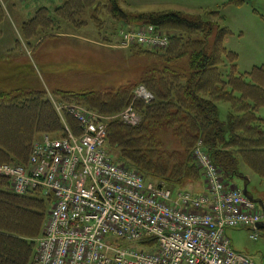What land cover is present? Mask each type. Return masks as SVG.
I'll return each instance as SVG.
<instances>
[{
  "label": "trees",
  "instance_id": "16d2710c",
  "mask_svg": "<svg viewBox=\"0 0 264 264\" xmlns=\"http://www.w3.org/2000/svg\"><path fill=\"white\" fill-rule=\"evenodd\" d=\"M119 1L108 0L106 6L113 17L125 19L128 15ZM87 9L92 11L91 19L97 21L95 0H66L65 20L78 21L75 17L79 11L83 13ZM3 10L0 3V14ZM209 13L216 19L176 10L145 13L139 17L140 22L154 25L158 31L164 28L176 31L168 36L171 44L167 54L176 59L186 58L187 62L185 73L177 74L176 67L173 72L167 71L168 75L172 73L173 80L169 83L164 78L163 89L155 84L157 89L140 84L154 95L151 102L135 99V92L131 94L126 88L105 93L96 90L55 93L57 97L81 102L105 114L119 115L133 104L143 117L142 122L134 125L117 119L109 123L107 148L111 154L113 149L119 150L122 160L115 159L141 173L146 180L174 190L182 189L188 179L206 182L194 156L199 140L203 141L227 183L243 174L242 164L264 179V118L258 114L264 107V73L250 72V78L247 73L237 72L238 54L225 48L230 30L221 27L218 10ZM43 25L33 20L24 25L25 39L31 40L25 33L30 27L38 33L37 27L47 26ZM214 32L215 42L210 44ZM198 33L202 38L197 37ZM227 62L230 69L225 70L222 67L227 68ZM31 89L22 86L6 90L0 86V164L27 165L39 136L44 133L57 136L64 130L62 119L46 91ZM219 101L231 103L227 121L220 118ZM161 119L179 122L176 130L183 139L188 159L175 163L172 155L163 151L155 131ZM67 120L78 129L73 116L68 115ZM50 208L51 199L40 192L17 194L12 190L10 177L0 174V264L32 263L36 238L43 232Z\"/></svg>",
  "mask_w": 264,
  "mask_h": 264
},
{
  "label": "built area",
  "instance_id": "2783aa9c",
  "mask_svg": "<svg viewBox=\"0 0 264 264\" xmlns=\"http://www.w3.org/2000/svg\"><path fill=\"white\" fill-rule=\"evenodd\" d=\"M125 39L151 48L169 44L154 25L127 32ZM49 98L64 130L58 136L42 134L27 165L0 164L15 193L40 192L51 199L31 264H257L234 248L227 231L261 229L264 212L241 187L224 180L202 140L194 155L207 191L174 190L146 180L111 155L103 118ZM135 99L149 103L154 95L140 85ZM119 116L133 123L137 111L131 104ZM251 237L257 239L258 233Z\"/></svg>",
  "mask_w": 264,
  "mask_h": 264
},
{
  "label": "rangeland",
  "instance_id": "374dc122",
  "mask_svg": "<svg viewBox=\"0 0 264 264\" xmlns=\"http://www.w3.org/2000/svg\"><path fill=\"white\" fill-rule=\"evenodd\" d=\"M238 1L242 0H120V7L128 17L119 19L108 11V0H95L99 13L97 21L91 19L92 11L87 9L83 13L79 11L75 17L79 22H72L65 20V0H4V10L0 14V69L4 67L0 70V86L6 90L28 86L32 87L31 91H46L47 97L52 95L65 105L73 104L92 111L108 124L121 119L117 113H101L81 102L57 97L55 93L62 90L105 93L126 88L132 94L140 84L152 85L155 89L158 85L163 89L164 78L169 83L173 80L172 73L168 75L167 71L173 72L175 67L177 74L185 73L186 58L176 59L167 54L171 42L161 49L127 43L125 39V33L145 30L150 25L138 20L141 15L169 10L200 14L213 20L216 17L209 12L218 10L221 27L230 30L225 48L238 54L237 72L247 73L250 78L253 71L254 75H260L264 73V0ZM32 20L47 26L37 27L38 33L33 26L25 31L31 39L29 43L23 27ZM163 31L157 30L167 37L176 33L167 28ZM215 35L216 32L210 38V44L215 42ZM202 36L201 33L197 35ZM227 65L222 68L230 69L228 62ZM224 76L226 78V74ZM218 105L221 120L227 121L231 103L219 101ZM259 115L264 116V107L259 110ZM142 120L137 112L135 120L129 124L137 125ZM168 123L165 119L160 120L155 128L156 139L162 143L163 151L172 155L173 162L178 163L188 159L189 154L176 130L179 122ZM111 155L122 160L117 149H113ZM241 166L243 174H238L230 183L241 188L247 183L250 190L260 191L262 197L258 198L264 201V179L244 164ZM184 185L182 189L194 193H201L205 186L195 179H188ZM258 210L261 211L259 206ZM254 233H258L257 239L251 237ZM227 234L237 251L248 254L257 264H264V228H231Z\"/></svg>",
  "mask_w": 264,
  "mask_h": 264
},
{
  "label": "water",
  "instance_id": "95a60500",
  "mask_svg": "<svg viewBox=\"0 0 264 264\" xmlns=\"http://www.w3.org/2000/svg\"><path fill=\"white\" fill-rule=\"evenodd\" d=\"M243 192L250 199H252L256 203H258L260 205L262 211L264 212V201L262 199L254 196V194L248 189V184L247 183H244V185H243ZM258 227L259 228H264V223H259Z\"/></svg>",
  "mask_w": 264,
  "mask_h": 264
},
{
  "label": "crops",
  "instance_id": "0c3cea01",
  "mask_svg": "<svg viewBox=\"0 0 264 264\" xmlns=\"http://www.w3.org/2000/svg\"><path fill=\"white\" fill-rule=\"evenodd\" d=\"M65 2H66V0H65ZM0 40H2V39H0ZM25 41V40H24ZM18 42H20V41H18ZM27 42V41H26ZM28 42L29 43H31V41L30 40H28ZM261 109V108H260ZM259 109V110H260ZM259 110H258V114H259ZM261 117H263L264 118V116H262V115H260ZM263 179V178H262ZM205 184V186H204V188L202 189V192H205V191H207V184H206V182L204 183ZM244 185V184H243ZM248 189L250 190V187L248 186ZM250 191H252V193L254 194V196L255 197H262V194L260 193V191H257L256 189H251Z\"/></svg>",
  "mask_w": 264,
  "mask_h": 264
},
{
  "label": "flooded vegetation",
  "instance_id": "af4514ba",
  "mask_svg": "<svg viewBox=\"0 0 264 264\" xmlns=\"http://www.w3.org/2000/svg\"><path fill=\"white\" fill-rule=\"evenodd\" d=\"M251 192H252V191H251ZM260 223H264V219H263Z\"/></svg>",
  "mask_w": 264,
  "mask_h": 264
}]
</instances>
